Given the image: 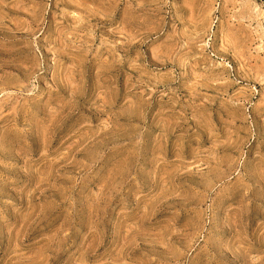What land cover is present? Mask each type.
I'll list each match as a JSON object with an SVG mask.
<instances>
[{
  "label": "rangeland",
  "instance_id": "1",
  "mask_svg": "<svg viewBox=\"0 0 264 264\" xmlns=\"http://www.w3.org/2000/svg\"><path fill=\"white\" fill-rule=\"evenodd\" d=\"M0 264H264V0H0Z\"/></svg>",
  "mask_w": 264,
  "mask_h": 264
}]
</instances>
